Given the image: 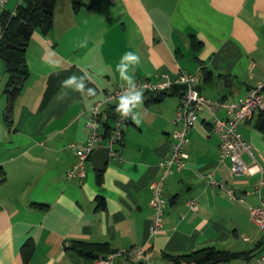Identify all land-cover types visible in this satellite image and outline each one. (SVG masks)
Returning a JSON list of instances; mask_svg holds the SVG:
<instances>
[{
	"label": "crops",
	"instance_id": "1",
	"mask_svg": "<svg viewBox=\"0 0 264 264\" xmlns=\"http://www.w3.org/2000/svg\"><path fill=\"white\" fill-rule=\"evenodd\" d=\"M22 1L9 0L0 15ZM81 1L76 10L73 0H56L52 30L34 32L26 50L29 76L11 106L0 56V264H93L68 248L76 240L106 243L112 250L144 246L155 264H184L165 255L206 247L251 252L250 258L218 264H252L264 239L250 219V206L264 197V189L262 195L255 192L261 173L231 176L230 160H220V137L208 108L191 130L187 166L166 178L163 230L150 233L151 184L170 155L183 86L156 101L151 100L159 93L149 92L134 102V117L115 146L120 158L109 157L101 179L92 158L85 178L68 179L77 157L67 146L86 140L89 107L130 83L117 68L126 52L140 58L125 73L131 83L186 71L197 75L201 93L211 100L245 97L264 75V0ZM71 77L85 87L67 85ZM260 113L240 132L264 167ZM215 115L227 116L224 109ZM243 159L253 162L248 152ZM209 173L244 201L210 185ZM191 198L197 210L189 207ZM27 242L30 251L24 249Z\"/></svg>",
	"mask_w": 264,
	"mask_h": 264
},
{
	"label": "built area",
	"instance_id": "2",
	"mask_svg": "<svg viewBox=\"0 0 264 264\" xmlns=\"http://www.w3.org/2000/svg\"><path fill=\"white\" fill-rule=\"evenodd\" d=\"M9 0H0V9L5 7ZM15 13V11H13ZM3 28L0 24V39ZM200 79L195 73L180 71L176 76L162 73L157 81L149 79L137 80L133 83H121L117 88L107 91L104 98L94 102L88 109L89 115L86 120L87 137L83 142H71L68 149L77 157L75 164L67 171L66 177L83 179L87 175V162L92 153L103 146L109 148V157L120 158V152L116 145L124 138V129L134 117V102L128 105L129 111L123 115L117 111L115 118L110 121L106 133L105 124L108 122V108L121 98L129 99L136 92L149 93L168 91L176 86H183L184 92L177 108L174 122L179 127L172 133L170 155L160 162L161 175L152 182V198L150 206L153 216L150 224V233L157 234L163 230L164 216L167 199L164 195V186L168 175L175 171H181L187 166L189 158L187 145L190 143L191 130L199 119L200 112L208 108L214 114L213 129L220 137L219 157L220 160L229 159L230 174L232 177L253 175L261 173L255 185V192L262 195L264 189V167L256 159L252 145L249 144L240 132V126L250 121L256 111L264 110V75L259 78L256 85L251 87L247 95L236 101L226 102L211 100L205 97L198 89ZM218 109H224L227 116L220 118L215 115ZM248 152L253 162L248 164L243 159V153ZM208 183L222 189L230 199L244 201V198L236 193L235 188L217 180L213 173L207 174ZM192 210L198 209L195 198L188 201ZM250 219L255 223L264 236V197L257 205L250 206ZM248 240V238H245ZM261 252L253 259L252 264H264V239L261 240ZM187 264L186 262H183ZM94 264H155L151 253L144 246H133L107 253L95 259Z\"/></svg>",
	"mask_w": 264,
	"mask_h": 264
},
{
	"label": "trees",
	"instance_id": "3",
	"mask_svg": "<svg viewBox=\"0 0 264 264\" xmlns=\"http://www.w3.org/2000/svg\"><path fill=\"white\" fill-rule=\"evenodd\" d=\"M73 3L76 10L82 5L81 0H73ZM55 4L56 0H23L15 9V13L5 10L0 15V24L3 28V34L0 39V56L6 63V70L9 75L5 93L7 94L10 106L16 100L25 79L29 76L26 62L27 45L36 30H41L44 34H48L52 30ZM191 40L196 49L202 46L201 41L195 38V36H192ZM209 78L210 74L208 72L204 75V80H208ZM173 89L175 87L171 90ZM157 93H159L158 96L151 101L161 99L163 95L170 93V90ZM120 102L114 103L108 108V122L105 124L106 133L110 121L115 118L119 110ZM259 124L261 127H264V110L260 113ZM97 172L99 179H101L103 170H98ZM104 204V199L100 198L99 206L104 207ZM261 245L262 242L259 241L258 247ZM68 248L88 258L93 264L95 259L116 251L110 249L106 243H94L85 240L72 241ZM24 249H28V251L32 250V243L27 242ZM250 256L251 252H232L220 250L216 247H206L182 255H165V258L171 260L173 263L218 264L240 257L250 258Z\"/></svg>",
	"mask_w": 264,
	"mask_h": 264
},
{
	"label": "clouds",
	"instance_id": "4",
	"mask_svg": "<svg viewBox=\"0 0 264 264\" xmlns=\"http://www.w3.org/2000/svg\"><path fill=\"white\" fill-rule=\"evenodd\" d=\"M139 61H140V58L135 53L126 52L124 54V56L122 57L121 62L117 65V68L121 72V75L126 80H129L130 83H131V80H130L129 76L125 75V73L127 72V70H128L130 65L137 64V63H139ZM65 83L67 85L75 84L77 89H83L85 87V85L82 82V80H81V82L77 83V78L76 77H71ZM88 92H89V94H93V90L92 89H89ZM141 95H142L141 92H136V94L134 96H132L131 98H129L127 100L124 99V98H121L119 109L121 110L123 115H126L128 113V111H129L128 105L130 103L139 102L140 101Z\"/></svg>",
	"mask_w": 264,
	"mask_h": 264
},
{
	"label": "water",
	"instance_id": "5",
	"mask_svg": "<svg viewBox=\"0 0 264 264\" xmlns=\"http://www.w3.org/2000/svg\"><path fill=\"white\" fill-rule=\"evenodd\" d=\"M198 89L201 91L202 86L199 85ZM11 116V113H9ZM92 161L94 166L98 170H104L105 166L109 162V148L107 146L100 147L92 153Z\"/></svg>",
	"mask_w": 264,
	"mask_h": 264
}]
</instances>
